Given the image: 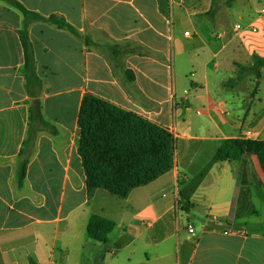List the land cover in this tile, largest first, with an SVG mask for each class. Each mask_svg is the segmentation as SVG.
Listing matches in <instances>:
<instances>
[{
  "label": "crops",
  "instance_id": "1",
  "mask_svg": "<svg viewBox=\"0 0 264 264\" xmlns=\"http://www.w3.org/2000/svg\"><path fill=\"white\" fill-rule=\"evenodd\" d=\"M14 1L74 31L29 23L42 85L27 91L17 35L23 17L0 1V264H78L93 208L118 217L98 252L108 264H264V176L254 161L260 199L243 184L251 178L240 184V162L213 160L226 140L264 142V102L251 108L256 79L228 84L236 65L264 58L261 11L243 0H222L211 18L213 0ZM235 24L244 29L234 33ZM85 95L166 130L176 144L173 169L125 200L103 191L89 198L77 153ZM197 213L198 230L190 222Z\"/></svg>",
  "mask_w": 264,
  "mask_h": 264
},
{
  "label": "trees",
  "instance_id": "2",
  "mask_svg": "<svg viewBox=\"0 0 264 264\" xmlns=\"http://www.w3.org/2000/svg\"><path fill=\"white\" fill-rule=\"evenodd\" d=\"M0 1L17 10L23 17L22 28L17 31V35L23 50L26 90L28 91L31 85L40 88L42 81L35 73L33 52L28 37L29 23L46 22L59 29L70 32L74 30L62 19L55 16L45 19L28 11L17 1ZM220 1L213 0L212 7L205 17H213ZM236 68V77L229 81V85H237L250 75L258 80L261 69L264 68V58L255 56L250 65H236ZM40 124L42 129L47 128V123L42 118ZM78 126L80 134L77 153L81 159L89 198L97 191H103L117 199L125 200L132 190L150 184L174 167L173 139L166 130L91 95H85L82 99ZM213 160L240 162V184L251 178L252 182L243 184L253 186L259 198H263L262 183L256 177L254 161L264 176V142L226 140ZM26 164L27 161H23L17 171L18 187L23 184ZM254 214H256L254 209L248 213ZM115 226L111 219L96 212L92 213L86 225V237L92 242L105 245L108 235L113 232ZM30 264L36 263L30 259Z\"/></svg>",
  "mask_w": 264,
  "mask_h": 264
},
{
  "label": "rangeland",
  "instance_id": "3",
  "mask_svg": "<svg viewBox=\"0 0 264 264\" xmlns=\"http://www.w3.org/2000/svg\"><path fill=\"white\" fill-rule=\"evenodd\" d=\"M222 1V0H221ZM221 1H220V4H221ZM264 0H251V1H247V0H243V4L242 6L243 7H249L251 10L255 11V12H260L262 9H264V3H263ZM220 4H219V7H220ZM256 35V33H255ZM264 54V52L262 53ZM262 57V56H261ZM179 71V70H178ZM254 76H251L250 78L246 79L248 81H254ZM256 83L259 84V93L257 95V97H255L252 105H251V108L252 109H257L259 106H260V103L261 102H264V68L261 69V75H260V79L258 80H255ZM222 97L228 102L232 101V94L227 92V91H223L222 93ZM176 148V144H174V150ZM106 195H108L109 197L113 198V199H116L118 201H122L120 199H117L111 195H109L108 193L104 192ZM95 202V201H93ZM92 213H95L94 212V208H93V211ZM91 213V214H92ZM183 214H186V211L185 212H181ZM199 213L195 214L196 218H193V216L190 217V222L195 226V228L197 229V222L198 220L201 219V217L198 215ZM113 216V217H112ZM110 216L112 221H114L115 223H117L118 219L115 220V218H118L117 217V214L116 215H112ZM260 222H264V204H261V209H260V212H259V219H258ZM116 228V227H115ZM114 228V230H115ZM113 230V231H114ZM198 230V229H197ZM113 236L112 233H110L108 235V238H111ZM101 244L99 243H96V242H92V241H88L84 244L83 246V249L80 250V253L78 254V256H75L73 261H77L78 264H108V261L105 260V262H102V256L100 257L98 254L99 250L102 249V247L100 246ZM98 247V249H97ZM154 251H151L149 250V253L146 254L147 258L148 259H152L154 257ZM103 255V253H102ZM144 261V258L142 259ZM182 262V260L180 261ZM118 263H122V261H114L112 264H118ZM169 264V262L167 263ZM171 264V263H170Z\"/></svg>",
  "mask_w": 264,
  "mask_h": 264
},
{
  "label": "built area",
  "instance_id": "4",
  "mask_svg": "<svg viewBox=\"0 0 264 264\" xmlns=\"http://www.w3.org/2000/svg\"><path fill=\"white\" fill-rule=\"evenodd\" d=\"M261 14H262V17L264 16V9L261 10ZM262 22H264V19L262 20ZM244 29L243 26H241L240 24H235L234 27H233V31L234 33H239L240 31H242ZM251 29V28H250ZM251 31H255V29H251ZM185 37H188V33H185ZM189 92H185V94H188ZM215 109L216 111L220 114V115H226V107L224 105V103L222 102H216L215 104ZM246 136L247 137H250L251 136V133L250 132H246ZM189 233H192L193 230L192 229H189L188 230Z\"/></svg>",
  "mask_w": 264,
  "mask_h": 264
}]
</instances>
